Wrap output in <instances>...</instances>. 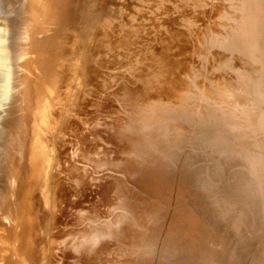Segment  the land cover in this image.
Here are the masks:
<instances>
[{
	"label": "rangeland",
	"instance_id": "obj_1",
	"mask_svg": "<svg viewBox=\"0 0 264 264\" xmlns=\"http://www.w3.org/2000/svg\"><path fill=\"white\" fill-rule=\"evenodd\" d=\"M33 1L0 0L17 6L0 8L6 75ZM64 3L36 56L22 176L39 204L18 264H264L261 1Z\"/></svg>",
	"mask_w": 264,
	"mask_h": 264
},
{
	"label": "bare ground",
	"instance_id": "obj_2",
	"mask_svg": "<svg viewBox=\"0 0 264 264\" xmlns=\"http://www.w3.org/2000/svg\"><path fill=\"white\" fill-rule=\"evenodd\" d=\"M30 1L25 0L24 7L30 6L29 5ZM63 1H65V0H42V1L41 0H34L33 2H31L33 4L30 7L31 9L29 11H27L24 20L21 18V15L24 12V10H21L20 19L18 22H16V23H18V26H15L16 27L15 32H13L14 30L12 31V35L10 36L9 43H8L9 47H7L8 49H10L9 52H11L12 56H14L13 60L15 63L14 65L16 66V71L15 72L7 71L6 78L8 80V85H11L12 89H9L7 92H5L3 95V99H2L3 104L5 105V103H6L7 105H6V108L3 109L4 116H2L3 117L2 122L4 121V119H5V121H4L3 129L1 131V144H2L1 148H2V151L0 153V264H18L20 257H21V252L23 251L24 247H25V249L27 247V246H25V242H26L25 239H27V238H25V236L28 235V237L30 236L29 239L32 238L33 232L29 231L30 226H31V225H29V223H30L29 222V218H30L29 216L34 215V211L38 207L39 203L37 204V202H38L37 198L35 199L36 194H37V193H35V190L37 188V180H38L37 178L38 177H36V174L33 173L35 175V177L31 181L30 180L31 177L26 176L27 173L22 176V174L24 173L23 169L25 167L24 166V159H25L24 154H26L25 152H28L29 154L31 152V151H25V149L27 148V144H28L27 143V136L29 135L30 127H31V121H30V118L28 117V113L30 112L29 111L30 107L34 108L33 107L34 103H35V105L37 103L36 98H35V101L33 99L35 97V96L33 97V94H34L33 92L37 91V90H35V87L39 84L38 81H37L38 83H36V77H37L36 75L39 73V72L37 73V70L39 69V67H41L39 65H36V62H37L36 56H40V55H37V51H38V49L41 48L42 45H44L50 39L49 37H52L51 35L53 34L54 29L52 27H51L52 29H50V26H52L54 22L57 23L59 18H62L64 21V19H65L64 8H65V10H67L66 9L67 6L64 7L66 2L63 5ZM68 1L70 3L71 0H68ZM254 1L255 0H253V2ZM258 1H261V4H262L261 8L264 9V0H258ZM40 3H41V5H42V3H44L43 4L44 9H43V11H40L37 16L35 15L36 16L35 17L34 16V8L36 10L35 6H37V4H40ZM69 3H67V5ZM95 3L96 2H94V4ZM104 4H106V3L104 2ZM104 4H103V6H105ZM256 4H258V3H256ZM98 5L101 6L100 2H98ZM258 5H260V4H258ZM69 6H71V4ZM99 6L97 7L98 9L100 8ZM0 7L5 8L6 6L4 7V3L3 4L0 3ZM16 7L17 6H14L12 8L9 7V8H7V11H8V9L12 10ZM97 8H96V10H98ZM101 8H103V7H101ZM69 10H70V8H69ZM38 11L39 10L37 9V11H35V13H37ZM66 12L69 14L68 11H66ZM258 12H259V10H258ZM86 14H87V12H86ZM254 15L258 16V15H260V13L254 14ZM94 16H92V17H94ZM96 16H97V14H96ZM260 16L258 17V19L260 18L261 20H263L264 18L262 17L263 18L262 19ZM85 17H86V15H85ZM249 18H251V17H249ZM82 19H84V18H82ZM91 20H93V19L91 18ZM91 20H90V22H91ZM84 21H85V19H84ZM54 25L57 26V24H54ZM255 26H257V25L255 24ZM24 28H27V30H28L26 33H24L25 32ZM255 29H256V31H258V34L261 35L260 38L263 37L262 39L264 40V20L261 22L260 27L257 26V28H255ZM29 31H32V32H29ZM254 31L255 30H253V32ZM79 34L80 33H78L77 36H79ZM254 34H255V32H254ZM39 35H40V39L44 42L42 44H40V41L38 42ZM79 41H82V40H79ZM261 42H262V40L259 43H261ZM49 44H48V46H49ZM261 45H263V47H264V42ZM257 46H259V44ZM87 48L88 47H86V51H88V53H89V50ZM262 49L264 51V48H262ZM40 50H39V52H41ZM260 51H258V52H260ZM261 53H262V51H261ZM11 62H12V59H11ZM258 63H260V62H258ZM10 66L12 68L13 64ZM23 70H26L25 71L26 73L23 72ZM23 80L28 82L26 85L27 91L25 90L27 93H24V94H26V98L23 95V92H24L23 91L24 90L23 89V82H24ZM40 84H41V82H40ZM45 85H47V84L45 83ZM42 89H44V88H42ZM36 94L37 95L39 94L38 91ZM23 98H25V99H23ZM24 100H25V105L23 104ZM23 105L24 106L27 105V108H26V110L28 111V112H26L27 115H26L25 111H24L25 115L22 113V109L24 108ZM32 140H33V138H32ZM32 140H31V142H32ZM34 141L35 140H33V142ZM33 142H32V146H35L37 144V142L35 141L36 144H33ZM32 150L34 151V149H32ZM42 151H44V150H42ZM30 156H27L26 161H28V159L29 160L32 159V161H33V158L30 159ZM27 163H29V161ZM35 168H38V166H36ZM25 172H27V170H25ZM33 172H34V170H33ZM28 175H29V169H28ZM46 179H48V178H46ZM49 189H51V185H50ZM52 189H54V187ZM46 196H48V195H46ZM46 196H45V198H46ZM49 198H50V196H49ZM33 224L35 226L34 222H33ZM32 231H34V230H32ZM30 244H31V240H30ZM32 249H33V246H32ZM29 250H31V246H29ZM25 255H26V253H25Z\"/></svg>",
	"mask_w": 264,
	"mask_h": 264
},
{
	"label": "flooded vegetation",
	"instance_id": "obj_3",
	"mask_svg": "<svg viewBox=\"0 0 264 264\" xmlns=\"http://www.w3.org/2000/svg\"><path fill=\"white\" fill-rule=\"evenodd\" d=\"M3 9L7 11V8L6 7L3 8ZM14 25L15 26H18V23L14 24ZM9 54H11V52ZM12 64L13 65L15 64L13 59H12V62H10V65H12ZM14 68L16 69V66ZM9 89H12V86L11 85H8V80L6 78V74H4L3 70H1L0 71V153L2 151V148H1V145H2L1 144V131L3 129L4 121H5V119H4V121L2 122V118H3L2 116H4L3 109L6 108V105H7L6 103H5V105L3 104V100L2 99H3L4 93L7 92Z\"/></svg>",
	"mask_w": 264,
	"mask_h": 264
}]
</instances>
